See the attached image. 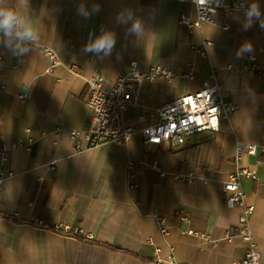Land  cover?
<instances>
[{"label":"crops","instance_id":"obj_1","mask_svg":"<svg viewBox=\"0 0 264 264\" xmlns=\"http://www.w3.org/2000/svg\"><path fill=\"white\" fill-rule=\"evenodd\" d=\"M8 2L31 17L40 38L22 56L0 45V150L11 148L7 163L0 152V170L5 163L15 173L0 198V264H244L248 243L237 228L242 208L228 202L224 183L237 168L238 144H264V29L243 31L237 10L227 16L219 10L213 21L190 29L181 22L183 15L197 19L190 1L83 0L101 9L89 20L76 15L82 0ZM256 2L264 10V0ZM127 11L143 21L145 39L126 35L116 23L117 13ZM101 27L117 38L103 59L82 52L87 34ZM245 41L254 51L238 59ZM46 47L59 59L51 72ZM252 56L262 71L250 75L242 67ZM132 60L140 69L159 64L178 76L148 83L125 112L129 125L156 123V116L138 122L139 115L197 90L214 70L224 98L238 109L220 130L171 149L146 148L140 132L127 144L94 147L83 136L73 138L69 129L84 130L91 121L89 77L102 70L109 83ZM190 66L191 81L183 76ZM145 158L161 168H129ZM240 165L257 176H244L242 188L255 206L249 224L264 264V151L244 154ZM190 173L198 177L193 182L178 177ZM156 213L167 217L166 236Z\"/></svg>","mask_w":264,"mask_h":264},{"label":"built area","instance_id":"obj_2","mask_svg":"<svg viewBox=\"0 0 264 264\" xmlns=\"http://www.w3.org/2000/svg\"><path fill=\"white\" fill-rule=\"evenodd\" d=\"M190 1L196 5L197 19L192 20L189 16L183 15L181 22L190 29L201 27L204 23L213 21L214 15L222 10L227 16L236 9V0H178ZM258 25V24H257ZM259 27V25H258ZM229 25H224L228 29ZM261 28V27H259ZM264 29V28H261ZM210 43H207V45ZM200 54H206L204 49L193 46ZM45 53L50 61L48 71L54 69L59 62L57 53L50 47L45 48ZM242 70L250 75L262 71L256 57L252 56L242 67ZM178 75L171 69L162 65H154L149 69H140L138 62L132 60L129 63L127 73L112 79L107 83L108 77L102 70H96L88 79V105L92 110V117L89 126L84 130L69 129L68 132L73 138L85 137L89 143L99 146L103 142H115L127 144L131 137L140 132L146 148L159 144L167 149L185 144L187 139L197 133L207 130H220L223 121H229L231 115L238 109V105L226 98L222 93V84L218 80L215 70L204 79L202 86L195 91H189L182 96L168 101L160 106L151 107L147 112L139 115L138 122H144L149 117H157L154 124L145 125L141 128L135 124L126 123L125 112L129 106L138 104L144 87L158 78L172 79ZM189 81L195 77L193 67L183 74ZM30 149V145L19 143ZM10 147H4L0 150L3 161L7 163L10 155ZM264 151V144L237 145L236 161L237 168L232 171L229 178L224 183V189L227 193L229 203L238 205L242 208L240 219L237 225L239 236L248 243V250L244 264H262L261 252L254 240L250 229L249 219L255 210L253 204L246 201V194L242 188V178L244 176L256 178V174L248 168L242 167L241 161L244 154L255 155ZM0 170V198L2 196L6 181L14 177L13 170L5 165ZM55 163V161L53 162ZM137 165L144 167H153L160 169V163L157 159L151 161L150 158L136 163L130 161L129 168L133 169ZM189 182L195 181L198 177L193 174L178 176ZM164 236L169 234L167 227V217L160 213L155 214ZM59 228L69 231L70 225L61 223ZM77 235H81L82 229H75ZM91 234L88 235V238ZM228 240H232L233 234L228 231L226 235ZM171 260H174L172 257Z\"/></svg>","mask_w":264,"mask_h":264},{"label":"clouds","instance_id":"obj_3","mask_svg":"<svg viewBox=\"0 0 264 264\" xmlns=\"http://www.w3.org/2000/svg\"><path fill=\"white\" fill-rule=\"evenodd\" d=\"M235 6L243 31H248L257 24L264 28V10L256 0H236ZM100 11L101 9L95 5L89 9L83 0L76 7V15L84 20L91 19ZM116 23L125 27L126 35L133 36L136 40L146 38L143 21L133 12H118ZM39 38V29L34 27L31 17L21 11L19 5L12 6L8 0H0V45L22 56L31 51V46L37 43ZM116 42V33L111 29L101 27L87 34L82 52L99 59L110 57L116 47ZM253 51L251 42L245 41L237 49L236 57L243 58L245 53Z\"/></svg>","mask_w":264,"mask_h":264}]
</instances>
